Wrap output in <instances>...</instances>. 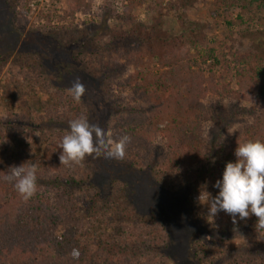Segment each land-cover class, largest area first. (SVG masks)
<instances>
[{"label":"trees","instance_id":"obj_1","mask_svg":"<svg viewBox=\"0 0 264 264\" xmlns=\"http://www.w3.org/2000/svg\"><path fill=\"white\" fill-rule=\"evenodd\" d=\"M19 1L4 0L12 15ZM127 1V12L143 2ZM248 4L264 10V0H249ZM66 5L71 15L83 12L86 7L80 0H66ZM179 23L177 35L162 39L170 47L168 57L172 59L168 61L166 56L162 59L159 70L163 71L157 70L147 77L135 72L128 79L134 96L147 104L144 110H129L114 120V141L123 135L131 137L123 159L130 171L116 168L115 173L124 178L128 172L135 174L133 170L139 167L157 176L148 181L152 190L154 185L168 194L171 190L185 189L182 191L188 206L186 218L193 224L206 225L207 205H196V198L207 201L218 193L213 185L222 178L225 164L235 162L237 144L249 140L264 142V56L247 53L233 57L230 68L225 67L232 74L234 89L230 83L219 87L213 68L207 73L194 72L195 62L190 55L177 54L178 48L190 42L197 29L183 17ZM156 41L154 28L137 25L127 38L111 43L134 47L126 56L128 62H133L140 57L141 49ZM202 59L203 62L211 59L213 67L221 66L213 49ZM25 82L5 89L6 97L0 99V105L7 102L6 98L17 104L26 93L25 103L18 108L30 118L33 127L27 126L29 133L21 136L3 132L0 123V264H169L173 257V234L162 212L159 220L153 212L141 213V207L130 201L128 182L119 180L126 191L121 192V199L116 202L124 205L129 200V212L134 218L129 224L117 222L109 214L110 196L99 191L86 174L85 177L80 174L78 166L61 165L59 143L63 135L44 132L42 125L33 122V113L50 120L58 117L62 106L67 107L70 121L86 117L90 122L93 118L83 110V105L70 97L45 98L36 90L39 86ZM214 96L228 99L229 107L221 105V100L208 103ZM225 114L230 115L225 118L237 121L235 127L222 141L210 138L205 144L207 124L217 121L224 124L221 115ZM36 132L39 151L38 142L33 141ZM24 162L35 164L38 169L37 192L27 202L13 183L3 179L11 166ZM111 187L110 183L108 188ZM215 219V236L192 244L195 264H264V230L255 229V216L247 220L237 218L235 225L224 212ZM166 238L170 243L165 245ZM161 245L163 252L158 251Z\"/></svg>","mask_w":264,"mask_h":264},{"label":"rangeland","instance_id":"obj_2","mask_svg":"<svg viewBox=\"0 0 264 264\" xmlns=\"http://www.w3.org/2000/svg\"><path fill=\"white\" fill-rule=\"evenodd\" d=\"M80 1L86 6L85 10L71 15L66 0H20L16 3L15 15H12L4 0H0V99L6 97L5 91L25 81L39 86L36 90L45 98L49 95L72 98L68 89L79 77L87 91L78 104H82L83 110L93 118L89 123L104 129L106 138L114 140L115 118L129 110H144L147 104L134 96L127 84L129 77L135 72L147 77L159 70L165 56L168 61L172 60L168 57L170 47L162 39L180 32L179 18H185L197 29L190 42L178 48L177 54L190 55L195 62L194 72L207 73L213 68L219 87L230 83L234 89L232 74L227 73L225 67L230 68L233 57L247 53L264 56V10L249 6V0H143L130 12H127V0ZM137 25L154 28L158 41L141 49L136 61L128 62L127 53L133 52L134 47L114 46L111 42L127 38ZM209 49L214 50L221 66L213 67L211 59L203 62L202 57ZM161 71L163 69L158 72ZM25 97L27 95L23 93L17 104L7 98V102L1 103L3 132L23 136L29 133L27 126L33 128L30 118L18 108L25 103ZM209 99L208 103L221 100V105H230L225 97ZM241 106H247V103ZM66 111V106L60 107L57 119L50 120L33 113V122L42 125L44 132L54 131L64 136L69 131L70 121ZM225 116L229 118L230 115H221L224 124L220 121L207 124L209 133L205 144L210 138L220 142L233 130L237 121ZM37 139L36 132L33 141L38 142ZM40 148L38 142L36 149L39 151ZM78 167L80 174L84 177L86 174L99 191L110 196L109 214L117 222L129 224L134 218L129 212V200L124 205L116 202L121 199V192L126 191L119 180L128 182L130 201L141 207V213L153 212L158 220L161 215L166 219L167 222L164 221L173 234V257L168 260L169 264H195L191 256L192 244L201 238L209 240L210 236H215L217 219L206 212V225L193 224L186 218L188 206L182 191L185 189L171 190L168 194L154 185L152 190L148 181H154L157 176H151L150 171L135 167L132 169L135 174L131 175L123 159H106L103 155L87 157ZM116 168L128 170L127 175L118 177ZM106 181L109 182L104 187ZM110 183L111 189L108 188ZM142 193L147 197L143 198ZM196 205L204 206L205 201L197 197ZM169 243L166 238L164 244ZM163 246L159 252H163Z\"/></svg>","mask_w":264,"mask_h":264},{"label":"clouds","instance_id":"obj_3","mask_svg":"<svg viewBox=\"0 0 264 264\" xmlns=\"http://www.w3.org/2000/svg\"><path fill=\"white\" fill-rule=\"evenodd\" d=\"M86 91L79 77L68 89L76 103L81 102ZM130 142L128 135L115 141L108 139L104 129L89 123L86 117H78L69 121V131L59 143V160L61 165L68 167L82 166L84 160L92 156L122 160ZM234 156L235 162L225 164L222 178L213 185L218 193L205 201L207 215L215 218L224 212L232 218L234 225L238 223L237 218L247 220L255 216V229L264 230V142L249 140L237 144ZM37 171L35 164L24 162L11 166L3 179L13 183L18 194L27 202L37 192Z\"/></svg>","mask_w":264,"mask_h":264}]
</instances>
